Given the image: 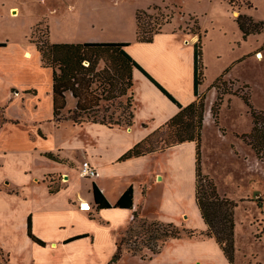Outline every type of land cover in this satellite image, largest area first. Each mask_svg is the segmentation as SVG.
I'll list each match as a JSON object with an SVG mask.
<instances>
[{"label": "crops", "instance_id": "1", "mask_svg": "<svg viewBox=\"0 0 264 264\" xmlns=\"http://www.w3.org/2000/svg\"><path fill=\"white\" fill-rule=\"evenodd\" d=\"M201 1L208 2L209 9L203 10V13L183 11V15L178 18L175 16L172 22L165 24L153 41L138 39V23L131 40L117 33L118 36H102L86 41H128L130 44L126 47L127 51L186 106L199 100L195 93V44L200 33L188 28L193 16L194 21L191 23H197L199 31L203 32L202 61L205 78L199 85V93L207 94V102L211 104L217 96L213 84L227 71L226 78H240L248 83L245 74L236 76L232 72L234 65L250 56L244 55L230 65L216 63L219 68L211 74L212 65L207 60L204 49L208 36L206 34L210 27H220L221 30L225 28L222 21L218 20L217 23L212 20L215 16L220 17L213 9L217 5H225L226 13L230 14L237 25L236 17L241 13L254 17L252 13L255 6L245 5L235 15L228 0ZM156 3L159 2L152 5ZM238 30L244 39L239 25ZM83 41L78 39L75 42ZM29 43L31 46L21 51L17 61L14 58H2L1 69L11 75L18 72L16 75L26 80L23 85L12 86L10 105H16L23 113L33 106L41 111V91L48 88L53 118V70L42 64L41 53L36 44L32 41ZM218 47L222 49V45L217 43ZM221 49L219 53L222 52ZM27 51H30L31 57H25ZM220 57L217 52L216 60ZM133 76V124L110 127L100 122L76 124L69 120L94 135L87 143L83 141L72 148L65 143L47 147L46 133L37 126L38 121L32 129L21 116L9 114V104L0 106V148L5 150L0 153V247L6 256V260L0 258V264H109L117 251L118 242L135 222L136 213L149 221L173 222L188 229L207 230L208 225L196 201V141H185L120 159L135 144L166 124L180 111V107L141 70L134 68ZM69 97L74 101L73 106H70ZM67 98V108H75L77 99L71 93H67ZM227 98L231 107L238 98L243 100L236 95L234 98ZM214 121L209 116L203 123V170L215 181L220 180L216 183L222 195L233 199L229 189H221L219 173L205 166L207 145L213 144L211 148L214 158L220 160L225 146H233L235 141L237 144L244 141L238 136L231 138L226 125L221 123L225 128V132H222ZM250 129L249 124L247 128H241L240 132H250ZM207 130L210 131L211 139L207 138ZM97 135L106 137L97 139ZM233 151L236 153L234 149ZM49 153L56 155L57 159L51 158ZM78 153L82 154V161L79 160ZM39 159L50 167L39 169L35 162ZM84 160H89L97 167V177L81 175L80 166ZM94 184L99 186L112 204L133 186L134 206L97 208L93 194ZM52 187L59 190L53 191ZM244 199L245 197L238 198ZM81 203L90 204L91 209H83ZM238 208L237 206L235 220L238 218ZM30 217L33 233L45 245L29 235ZM81 234L87 235L68 241ZM122 257L135 259V264H232L214 237L202 235L170 238L158 252L150 247L136 254L126 249L123 250ZM236 257L235 254L234 264H237Z\"/></svg>", "mask_w": 264, "mask_h": 264}, {"label": "rangeland", "instance_id": "2", "mask_svg": "<svg viewBox=\"0 0 264 264\" xmlns=\"http://www.w3.org/2000/svg\"><path fill=\"white\" fill-rule=\"evenodd\" d=\"M251 1L255 6L252 13L255 19L264 20V0ZM251 1L239 0V2H236L233 6L235 15H238L237 11L245 5L251 6ZM154 2L159 3L152 5ZM15 6L18 8L17 15L12 13V7ZM209 6L208 2L201 0H0V43L5 44L0 46V65L2 58L5 60H13L14 58L17 61L18 55L22 53L21 51L31 46L29 42L32 39L33 41L38 40L41 45L45 46L43 41L50 40V34L53 41L63 42H75L78 39L79 41L93 40L110 35L113 37L117 33L131 40L135 36L138 9L147 10L149 15H143L142 25L146 26L144 23H148L149 29L153 28L152 32H154L167 20L170 23L175 16L178 18L183 15V11L203 13L205 12L203 10L209 9ZM226 10L225 5L215 6L213 11L220 17L215 16L212 20L217 23L218 20L222 21L225 28L221 30L220 27H210L206 34L208 36L204 49L207 54L206 58L212 65L210 72L213 75L218 70L219 65L216 63L230 65L236 59L250 54V56L234 65L235 68L232 72L236 76L245 74L248 83L241 81L240 78H226L227 71L221 79L215 82L217 96L211 104L207 102V94L201 95L205 102L204 120L211 116L222 132H225V128L221 126V123L226 125L231 138L235 139L238 136L244 142H238L237 144V141H235L233 146L227 144L228 146H225L226 150L224 149L220 160L214 158L215 155L211 148L213 144L209 143L207 145L205 166L207 169L210 168L219 173L221 189H229L231 196L234 197L233 199L239 203L238 218L236 220L237 232L235 235L237 264H264V160L256 155L251 144L243 137V134L251 131L240 132L241 128H247L249 124L251 125L250 130H252L254 125L252 108L250 111L244 99L239 98L233 102L231 107L230 100L227 98H234L235 95L243 98V95L247 94L253 107L257 110H264V31L251 35L244 40L238 30V24L236 25L233 22ZM193 19V16L191 21L187 18L191 25L188 28L193 31L198 30L203 39V32L199 31V25L191 23L194 21ZM36 26H38L37 30L32 35L33 28H36ZM100 41L97 40V42ZM217 43L222 45V49L217 48ZM220 49L222 50L221 53H219ZM217 52L221 56L219 60H216ZM260 52L263 53L262 59L256 56ZM104 58H107L108 62L111 60L110 57L105 56ZM104 60L101 59L99 63L104 65ZM84 64L87 65L88 62L86 61ZM115 68V73L112 72L111 68H107L102 73L91 76V80L87 82L88 85L81 89V92L106 99L105 102H101L100 107L95 109L98 118L105 117L113 121L120 119L122 124L126 125L131 119L132 110L128 98L123 96L112 98V100L108 99L109 94H117L123 91L126 83H128L125 80V75L121 71L118 72L123 68L118 70L117 67ZM16 74L18 72L11 75L1 69L0 66V106L10 105L14 84L23 85L26 83L24 78L22 79L20 75L17 76ZM99 76H103V78ZM108 79L112 80L114 86L110 87ZM48 90L47 88L41 91L43 100L41 111H38V108H33V106L23 113L19 111L20 109L16 105L11 104L9 114L17 117L21 116L28 123L27 125L33 127L32 129H34L35 122L38 121L37 126H40L46 133L47 139L45 140H47V143L45 145L47 147L52 148L65 143L70 144L69 147L72 148L83 141L87 143L89 138H93V133H88L87 129L74 125L68 117L69 114L66 117L67 120L65 119L60 125L55 123L52 118ZM108 90H110L109 93ZM218 97L223 98V100L221 105H218L219 101L217 103L219 107H216L215 103ZM69 100L70 106H73L72 97H69ZM95 110H91L90 113L95 114L93 113ZM207 134V138L211 139L209 130H207ZM104 137L106 136L97 135V139H104ZM159 139L160 137L156 144L160 147L163 143L162 141L159 142ZM4 151L0 148V153ZM72 152L74 151H69V153ZM77 156L82 161V154L78 153ZM35 162L39 169L50 167L41 159ZM77 168L79 169L78 166ZM216 181L220 182L219 179ZM241 197H245V199L238 200ZM259 198L263 200L262 206L259 205ZM141 224L142 222L135 223L134 229L125 233L123 237L126 240L122 241L123 250L129 249L131 251L132 248H136L137 253H139L147 247V239L151 233L148 232L147 225L143 227ZM257 234L261 235V238ZM160 243L159 240L158 244ZM154 245L155 243L151 242L149 246L153 247ZM122 256L116 264H135V259Z\"/></svg>", "mask_w": 264, "mask_h": 264}, {"label": "trees", "instance_id": "3", "mask_svg": "<svg viewBox=\"0 0 264 264\" xmlns=\"http://www.w3.org/2000/svg\"><path fill=\"white\" fill-rule=\"evenodd\" d=\"M232 6L239 2V0H228ZM251 6L253 3L251 1ZM149 15L146 9H138L137 11V23H138V39L141 41H153L157 33H159L163 26L168 23V20L154 32L149 29L148 23L143 26V15ZM236 21L239 28L243 32V37L246 40L250 35L259 34L264 31V20H257L253 16L241 13L236 17ZM33 28L32 35L37 30ZM33 41V39H32ZM36 44L37 49L41 53L42 64L46 67H50L53 70V120L57 125H60L68 117L76 124H83L87 121L100 122L110 127L115 125H123L120 119L113 121L112 119H106L105 117L100 119L97 117L95 110L101 106V102H105L103 97H95L89 93H82L81 89L86 87L87 82L91 80V76L102 73L103 70L111 68L115 73V67L125 75L126 87L123 91L117 94H109L110 100L126 96L131 105V119L126 125L133 124L134 118V68L141 70L147 77H149L174 103L180 107V111L173 116L166 124L149 134L143 140L135 144L131 149L121 156V160L153 152L159 149H164L173 145L183 143L185 141H196V201L200 208L201 214L208 225L207 230L197 231L195 229H188L177 225L173 222H161L157 220L149 221L148 219L140 218L135 214V222L130 226L128 230H132L135 227V223L142 222L141 226L147 225V230L150 232V236L147 239V247H150L155 252H158L162 245L170 238H178L182 236H205L214 237L225 255L228 257L232 264L235 263V209L238 206V202L227 195H222L218 189L215 179L203 172L202 167V128L204 121L205 102L203 96L199 93V85L203 83L204 64H203V39L202 34L200 39L195 44V93L200 98L189 105L184 106L165 86H163L149 71L137 61L126 49L130 44L127 41H83V42H52L50 40H44L41 45L39 41H33ZM5 45L0 43V46ZM111 60L108 62L107 58ZM101 59L104 60V65L99 63ZM88 62L85 65V62ZM99 66V67H97ZM89 75V76H88ZM88 76V77H87ZM223 76V75H222ZM220 76L215 82L222 78ZM102 77L103 76H99ZM98 77V78H99ZM95 78V79H98ZM110 87L114 86L111 79H108ZM214 82V86L215 85ZM110 90H108V93ZM129 92V93H128ZM67 93H71L77 99V106L73 109L67 108L68 98ZM107 93V94H108ZM243 99L249 106L254 116V125L250 133L243 134L245 140L251 144L256 155L264 160V110H257L251 105V99L249 95H243ZM223 98H219L215 105H221ZM216 107H219V106ZM95 110V114L90 113L91 110ZM214 109V107H213ZM67 112V113H64ZM65 114V115H64ZM15 122H19L17 119H13ZM164 132V133H163ZM163 133V134H162ZM43 135V134H42ZM160 137L159 142L162 141V146H157L156 142ZM51 158L57 159L56 155L49 153ZM53 191L59 190V188ZM94 200L97 208H132L134 206V187L130 186L118 199L115 204H112L106 197L104 192L99 188L97 184L93 187ZM259 205H263V200L258 199ZM127 230V231H128ZM29 235L42 245L46 243L38 238L32 230V219L29 218ZM87 234H81L76 237L68 239V241L81 238ZM257 236L261 238V235ZM126 240L122 237L118 242V248L113 255L109 264H116L123 254L122 241ZM161 241L158 244V241ZM151 242L155 245L149 246ZM133 253H137L136 248H132ZM0 258L6 260L5 252L0 247Z\"/></svg>", "mask_w": 264, "mask_h": 264}, {"label": "built area", "instance_id": "4", "mask_svg": "<svg viewBox=\"0 0 264 264\" xmlns=\"http://www.w3.org/2000/svg\"><path fill=\"white\" fill-rule=\"evenodd\" d=\"M80 173L84 177H97L99 175V171H98L97 167H95L89 160H84L81 163ZM81 207L83 209H91V205L90 204H88L86 206L85 203H81ZM85 207H89V208H85Z\"/></svg>", "mask_w": 264, "mask_h": 264}, {"label": "bare ground", "instance_id": "5", "mask_svg": "<svg viewBox=\"0 0 264 264\" xmlns=\"http://www.w3.org/2000/svg\"><path fill=\"white\" fill-rule=\"evenodd\" d=\"M12 13H13V15H17V13H18V8L15 6V7H12ZM32 55H31V53L30 52H26L25 53V57H31ZM256 56L258 57V58H261L262 59V57H263V53L262 52H260V53H257L256 54ZM86 204V206L88 205L87 203H85ZM85 208H89V207H85Z\"/></svg>", "mask_w": 264, "mask_h": 264}]
</instances>
